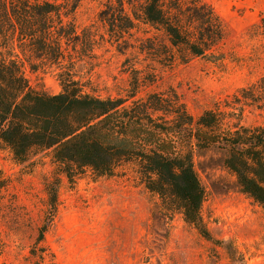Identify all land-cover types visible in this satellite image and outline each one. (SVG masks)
Instances as JSON below:
<instances>
[{"label":"rangeland","instance_id":"obj_1","mask_svg":"<svg viewBox=\"0 0 264 264\" xmlns=\"http://www.w3.org/2000/svg\"><path fill=\"white\" fill-rule=\"evenodd\" d=\"M204 1L225 31L209 55L170 62L158 29L140 23L112 30L100 14L116 0H81L65 19L71 33L62 64L31 57L37 69L23 59V71L33 88L50 94L61 91L63 71L92 95L125 104L157 95L185 105L192 125L164 112L154 118L178 131L176 146L192 153L205 188L200 213L209 235L162 206L136 160L110 175L85 167L70 181L53 149L35 148L20 161L0 139V264H264V208L242 191L225 165V149L190 135L208 110L225 129L264 125V103L242 94L264 77V0ZM56 181L52 216L48 192Z\"/></svg>","mask_w":264,"mask_h":264},{"label":"trees","instance_id":"obj_2","mask_svg":"<svg viewBox=\"0 0 264 264\" xmlns=\"http://www.w3.org/2000/svg\"><path fill=\"white\" fill-rule=\"evenodd\" d=\"M80 2L0 0V139L20 161L35 148L53 149L54 159L70 181L85 167L110 175L121 163L136 160L145 186L160 197L162 206L180 211L201 234L209 235L200 213L205 188L192 153L176 146L178 131L164 128L154 118L164 112L192 125L185 105L176 106L157 95L130 104L122 98L92 95L69 72H60L62 89L57 94L33 88L25 77L23 59L33 69L38 66L31 57L62 64L63 41L71 33L65 19ZM107 7L100 17L112 30L125 31L140 23L158 29L163 34L159 45L168 50L170 62L177 56L186 60L209 55L225 35L222 19L204 0H116ZM242 94L264 103V77ZM196 125L190 135L225 149V165L242 191L264 208V125L234 124L225 129L210 110ZM58 182L48 192L52 216Z\"/></svg>","mask_w":264,"mask_h":264}]
</instances>
